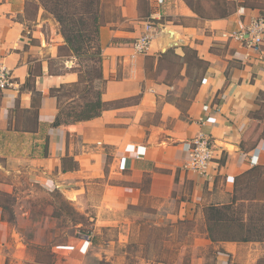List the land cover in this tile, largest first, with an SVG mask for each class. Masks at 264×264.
Instances as JSON below:
<instances>
[{"label":"crops","instance_id":"crops-1","mask_svg":"<svg viewBox=\"0 0 264 264\" xmlns=\"http://www.w3.org/2000/svg\"><path fill=\"white\" fill-rule=\"evenodd\" d=\"M22 2L0 4V66L10 69L15 80L12 88L0 90V164L45 165L46 172L57 171L69 200L80 206L92 202L98 231H113V240L107 239L108 248L102 250L119 264L128 257L137 264H187L185 235L180 250V226L189 222L197 251L189 264H257L264 258V240L212 241L206 216L207 207L232 200L235 178L254 167L249 154L264 165V139L258 141L264 136V43L256 51L223 36L262 14V8L242 6L226 18L201 24L184 0H148L149 17L140 15V0H113L121 16L100 29L107 80L102 99L119 103L97 118L55 126L59 102L51 88L79 81L77 58L68 56L60 72L43 70L36 76L41 98L39 103L34 100L40 106L34 117L35 96L24 86L29 64L23 30L8 14L14 3ZM168 17L193 23H176ZM148 30L156 32L149 49L136 54L132 44ZM170 35L178 42L172 46L178 56L193 49L209 64L186 103L175 98L180 96L175 93L177 83L167 81L160 69V59L171 51H162ZM57 38L59 46L65 45L61 34ZM186 73L183 64L181 75ZM201 132L213 144L207 176L185 167L188 144ZM2 216L0 206V232L5 225ZM168 227L176 228L175 252L169 251L171 234L164 236ZM149 229L161 235H152ZM97 255H84L81 264L101 263L103 254Z\"/></svg>","mask_w":264,"mask_h":264},{"label":"rangeland","instance_id":"rangeland-1","mask_svg":"<svg viewBox=\"0 0 264 264\" xmlns=\"http://www.w3.org/2000/svg\"><path fill=\"white\" fill-rule=\"evenodd\" d=\"M1 1L6 2L7 0ZM105 3L108 4L106 8L108 14L104 25L119 20L121 16L120 8L113 5V0H105ZM244 3L246 6L251 5L248 1ZM252 4L262 8L261 13L264 15V2ZM139 5L140 15L144 16L147 12L148 0H140ZM8 14L12 16V20L21 24L25 41L24 57L33 75L38 76L37 74L43 73V70L50 73L60 72L63 61L74 54L68 47L58 45L57 35L61 34L60 23L55 16L43 8L39 0H23L20 5L14 3L13 11ZM198 17L196 21L202 24L205 19ZM168 18L185 25L193 23L181 17ZM164 19L165 17L162 18L163 22ZM154 33L156 34L155 31ZM170 49L171 51L160 59V69L165 73L167 81L177 83L175 93H179L180 96H175V98H181L182 102L186 103L204 75L203 70L206 65H199L191 51L186 50L185 56L180 57L172 47ZM77 64L79 70L81 66L78 59ZM183 64L187 65L185 76L181 75ZM12 77L14 84L10 88L15 85L13 73ZM183 78H186V82ZM79 100L76 92L68 97H62V102L74 103ZM65 102L63 106L67 105ZM19 114L21 115L22 112ZM261 115H264V106ZM67 165L73 167V162L67 160ZM261 173L264 175V169H259V174ZM62 182L57 177V171L46 172L45 165L21 166L1 162L0 206L3 209L2 219L5 225L4 230L0 232V264H81L84 255L88 254L92 257L96 253H99L96 256L98 258L103 254L99 264H119L112 256L108 259L106 257L108 253L102 250L104 247L108 248L105 243L107 239L113 240V231L103 229L99 232L95 226L96 207L92 206V202L87 204L84 201L81 206L71 202L65 194ZM261 186L264 188V183ZM255 190L254 186L242 184L238 188V196L245 193L251 194ZM193 230L194 226L190 222L180 226V250L182 251L181 240L185 235V262L187 264L197 253L193 247L195 236ZM163 231L164 236L167 233L171 234L169 251L175 252L176 228L168 227ZM149 233L158 237L161 235L159 230L149 229ZM83 234L91 235V240L87 241L82 238ZM87 242H92L94 246ZM109 245L111 249L114 248L113 243ZM129 252H133V248H129ZM137 262L134 258L128 257L120 264H137ZM257 264H264V258Z\"/></svg>","mask_w":264,"mask_h":264},{"label":"trees","instance_id":"trees-1","mask_svg":"<svg viewBox=\"0 0 264 264\" xmlns=\"http://www.w3.org/2000/svg\"><path fill=\"white\" fill-rule=\"evenodd\" d=\"M185 3L203 19L226 18L246 6L243 1L236 0H184ZM41 6L52 13L60 23V33L65 45L79 60V81L51 88V95L57 97L59 113L53 125L88 121L101 116L104 110L114 107L119 102H105L102 94L107 80L103 76V54L100 42V29L106 22L108 4L105 0H39ZM1 4V2H0ZM115 6V5H114ZM252 7L253 4L250 5ZM119 8L118 6H115ZM152 10L148 3L144 17H149ZM193 52L199 65L208 62ZM164 56V55H163ZM201 63V64H200ZM40 75V74H37ZM36 75L29 69V77L25 87L33 91V116H38L41 93L35 88ZM76 92L80 98L74 103L65 102L62 97H68ZM264 139L259 137L258 141ZM257 141V142H258ZM48 144L45 146L47 147ZM257 145L254 146V148ZM264 165H257L235 178L232 200L221 206H209L206 209L209 237L212 241H263L264 240V175L259 174ZM255 187L253 193L238 196L240 185Z\"/></svg>","mask_w":264,"mask_h":264},{"label":"built area","instance_id":"built-area-1","mask_svg":"<svg viewBox=\"0 0 264 264\" xmlns=\"http://www.w3.org/2000/svg\"><path fill=\"white\" fill-rule=\"evenodd\" d=\"M153 30H148L144 35L138 37L133 42V49L136 54L146 53L153 39ZM227 38H235L245 43L252 50H260L264 43V15L259 14L251 17L247 22H241L237 31H227L223 33ZM14 84L12 71L7 67L0 66V90L10 88ZM189 159L185 167L202 176L209 175L213 160V144L211 137L206 133H199L189 144ZM259 148L255 147L254 151ZM251 165H258V158L254 154H249ZM82 238L91 240V235L83 234Z\"/></svg>","mask_w":264,"mask_h":264},{"label":"water","instance_id":"water-1","mask_svg":"<svg viewBox=\"0 0 264 264\" xmlns=\"http://www.w3.org/2000/svg\"><path fill=\"white\" fill-rule=\"evenodd\" d=\"M173 38V36L172 35H170V41L169 42H164L163 44H162V51L163 52H165L166 50H168L170 47H172V46H176V45H178V42H176V41H174V39H172Z\"/></svg>","mask_w":264,"mask_h":264}]
</instances>
